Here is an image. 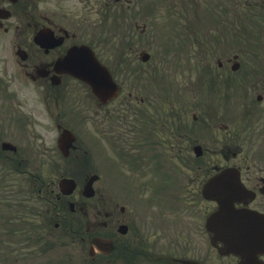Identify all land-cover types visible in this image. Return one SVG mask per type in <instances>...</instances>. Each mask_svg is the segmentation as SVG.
Segmentation results:
<instances>
[{"label": "flooded vegetation", "instance_id": "obj_1", "mask_svg": "<svg viewBox=\"0 0 264 264\" xmlns=\"http://www.w3.org/2000/svg\"><path fill=\"white\" fill-rule=\"evenodd\" d=\"M178 1L179 11L189 6ZM243 2L264 13V0ZM137 8L150 11L151 0H0V172L24 178L10 198L19 220L15 232L36 236L19 245L17 263L264 264V53L258 67L239 69V88L231 87L225 66L231 59L220 60L216 98L196 99L181 89L175 115L168 116L167 99H150L133 74H118L122 56L134 65ZM81 45L110 70L115 98H97L77 77L83 63L68 54ZM194 79L184 86L193 87ZM105 138L120 159L139 156L130 179L123 176L112 192L104 161L93 156V141L100 149ZM196 145L201 154L193 156ZM167 146L179 157L174 170L142 165ZM225 169L238 174L245 192L235 206L253 217L241 229H225L221 239L206 226L217 202L202 196L201 187ZM62 177L72 180L67 192ZM236 230L239 245L231 234ZM94 237L112 245L89 243ZM61 238L72 241L71 249L52 259V243Z\"/></svg>", "mask_w": 264, "mask_h": 264}, {"label": "rangeland", "instance_id": "obj_2", "mask_svg": "<svg viewBox=\"0 0 264 264\" xmlns=\"http://www.w3.org/2000/svg\"><path fill=\"white\" fill-rule=\"evenodd\" d=\"M186 13H189L192 15L191 11H185ZM136 22L139 24V27L136 28V39L135 42L133 43V48L135 49V63H139V64H143L144 66L146 65V63H141L138 60V56L139 53L143 50L149 51L151 53V55H153V60L150 63V67H153L154 64L155 65H160L161 64V60L162 58L165 59L166 55L164 53H167L168 48V37L166 34V30L167 28L164 27V19H161L158 15H149L147 18H141V17H137L136 16ZM110 23V20L108 22H106V24ZM145 23V25L147 24V28H148V32L141 35L140 34V28L141 25ZM106 43L103 44V46H105ZM128 51H131V49H128ZM172 52V51H171ZM175 53V51L173 52ZM168 61H171V59H168ZM166 68V72H167V77L166 79L169 80L170 83H174L175 86L172 89L173 92H177L178 91V86L176 84H178L179 81V74L180 73H176V71L172 70L175 69L174 66H171L170 64L166 63V65L164 66ZM182 75L180 74V77ZM136 84L137 80H136ZM192 112H188L187 115L191 116ZM169 139V136H168ZM98 142V141H97ZM94 151H96V153H100V154H105L110 153L108 152V148H106V143H103V147L100 149H97L96 146L94 147ZM148 155V154H147ZM144 155V156H147ZM96 157V155H94ZM115 156V153L112 150V153L109 154L107 156L108 159H110V157ZM178 158L175 150L171 149L170 146H167L166 150H165V154H155V153H151V159L148 160L146 166H151V168H153V166H159V169L169 173L171 170H174L176 167V164L179 163ZM120 161L122 162V164L124 166H126L125 168V174L126 177L130 179V172L128 170V167H130L128 164L129 163V158H124L123 160L120 159ZM157 162H159V164H157ZM145 162H142V165H144ZM103 166V165H102ZM170 168V169H168ZM42 174H45L44 172H41ZM152 171L150 174V177L152 175ZM191 172H188L187 170H183V179L184 180H188V178L191 177V175L189 174ZM16 176V175H15ZM109 178V177H107ZM147 177L143 178L146 179ZM155 179L159 178V174H155L154 175ZM11 180V179H10ZM14 181V180H12ZM17 181V180H15ZM112 183L119 188L121 186L122 183H125V178L123 177V174L115 167L114 170L112 171ZM159 190V189H157ZM160 192L162 193V191L160 190ZM69 244L70 242H63L61 241H56L54 243V252L52 254V259H58L60 258V251L66 249L67 247L65 245ZM3 245V242L0 241V247ZM33 264H41L40 261H36Z\"/></svg>", "mask_w": 264, "mask_h": 264}, {"label": "water", "instance_id": "obj_3", "mask_svg": "<svg viewBox=\"0 0 264 264\" xmlns=\"http://www.w3.org/2000/svg\"><path fill=\"white\" fill-rule=\"evenodd\" d=\"M144 57H146V56H144ZM98 73H100V72H98ZM98 76H101V74H98ZM105 78L107 79V76H105ZM91 84L93 85V88L95 90V87H94L95 82L92 81ZM98 89L100 90L98 92V94H105L107 92V90H108L107 88H104V87H98ZM225 198L227 199L226 196H225ZM227 201H228V199H227ZM224 203H225V200L222 201L223 205H224Z\"/></svg>", "mask_w": 264, "mask_h": 264}, {"label": "bare ground", "instance_id": "obj_4", "mask_svg": "<svg viewBox=\"0 0 264 264\" xmlns=\"http://www.w3.org/2000/svg\"><path fill=\"white\" fill-rule=\"evenodd\" d=\"M72 56H73V58L79 59L81 55H79V54H73Z\"/></svg>", "mask_w": 264, "mask_h": 264}]
</instances>
